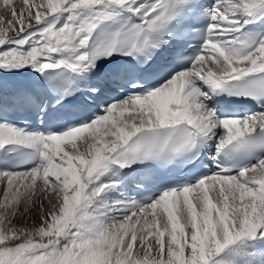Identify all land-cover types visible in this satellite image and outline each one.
Here are the masks:
<instances>
[{"label":"snow or ice","instance_id":"snow-or-ice-1","mask_svg":"<svg viewBox=\"0 0 264 264\" xmlns=\"http://www.w3.org/2000/svg\"><path fill=\"white\" fill-rule=\"evenodd\" d=\"M0 264H264V0H0Z\"/></svg>","mask_w":264,"mask_h":264}]
</instances>
